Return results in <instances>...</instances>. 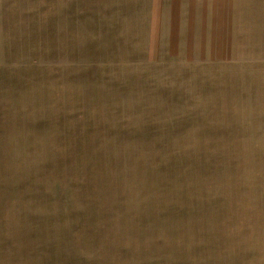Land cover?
<instances>
[{
  "label": "rangeland",
  "instance_id": "1",
  "mask_svg": "<svg viewBox=\"0 0 264 264\" xmlns=\"http://www.w3.org/2000/svg\"><path fill=\"white\" fill-rule=\"evenodd\" d=\"M198 3L0 0V264H264V0Z\"/></svg>",
  "mask_w": 264,
  "mask_h": 264
},
{
  "label": "crops",
  "instance_id": "2",
  "mask_svg": "<svg viewBox=\"0 0 264 264\" xmlns=\"http://www.w3.org/2000/svg\"><path fill=\"white\" fill-rule=\"evenodd\" d=\"M213 0H211V2H212ZM198 5H199V7H200V9L203 11V9L204 10H207L206 8H204V7H206V6H209L208 5V0H198ZM211 2H210V12L212 11V18H213V22H214V20H216V18L217 17H219L220 18V20H219V22H217V23H219V25H220V27H219V30L220 31H223L224 30V27L222 26V24L224 23V14H223V16H217L218 14L216 13V16L214 15V10L215 9H217L216 7H217V3H218V0L216 1V3L215 4H213V7H212V4H211ZM222 2V1H221ZM218 8L219 9H223V6H222V4H219L218 5ZM213 9V10H212ZM222 11V10H221ZM156 17H157V19H159V12L158 13H156ZM165 22V24L164 25H162L161 27V29H160V31H162V32H168V31H170L169 30V23L167 22V21H164ZM201 24L203 25V23H202V18H201ZM178 31H180V29H177ZM180 33V32H179ZM218 44H220V41L218 42Z\"/></svg>",
  "mask_w": 264,
  "mask_h": 264
}]
</instances>
